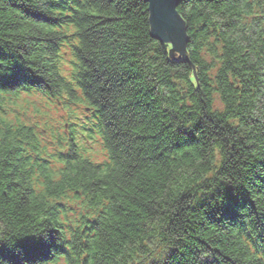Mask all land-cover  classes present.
<instances>
[{
    "label": "trees",
    "instance_id": "16d2710c",
    "mask_svg": "<svg viewBox=\"0 0 264 264\" xmlns=\"http://www.w3.org/2000/svg\"><path fill=\"white\" fill-rule=\"evenodd\" d=\"M50 6L0 0V89L59 90ZM78 13L74 58L113 166L79 161L42 185L31 132L0 116V264H59L66 189L89 221L67 264H264V0H183L180 51L154 36L145 0Z\"/></svg>",
    "mask_w": 264,
    "mask_h": 264
},
{
    "label": "water",
    "instance_id": "95a60500",
    "mask_svg": "<svg viewBox=\"0 0 264 264\" xmlns=\"http://www.w3.org/2000/svg\"><path fill=\"white\" fill-rule=\"evenodd\" d=\"M183 0H145L149 4L150 23L154 36L178 51L184 50L187 41L186 25L177 13ZM180 49V50H179Z\"/></svg>",
    "mask_w": 264,
    "mask_h": 264
},
{
    "label": "rangeland",
    "instance_id": "374dc122",
    "mask_svg": "<svg viewBox=\"0 0 264 264\" xmlns=\"http://www.w3.org/2000/svg\"><path fill=\"white\" fill-rule=\"evenodd\" d=\"M169 46H171V44L169 43L168 44ZM64 50H66L68 52V50L66 48H63ZM66 56H68V54H66ZM46 102L45 101H42L40 104H37V107H40L42 105H45ZM30 112L32 114H35V109L34 108H29ZM49 113L53 116L54 120H58L59 122V126H61V123H62V119H61V115L65 113V109L60 107V106H57V107H53ZM78 116H82L83 115V111H80L77 113Z\"/></svg>",
    "mask_w": 264,
    "mask_h": 264
},
{
    "label": "bare ground",
    "instance_id": "6f19581e",
    "mask_svg": "<svg viewBox=\"0 0 264 264\" xmlns=\"http://www.w3.org/2000/svg\"><path fill=\"white\" fill-rule=\"evenodd\" d=\"M52 2V0H50V3ZM55 4H56V2H53V3H51L50 5V9L52 10L53 8H54V6H55ZM63 77V76H62ZM72 88H71V86H70V84L69 83H66L65 82V85H64V87H63V90H62V93H64V92H72ZM75 94V93H74ZM65 245V241H63V243H62V246H64Z\"/></svg>",
    "mask_w": 264,
    "mask_h": 264
}]
</instances>
